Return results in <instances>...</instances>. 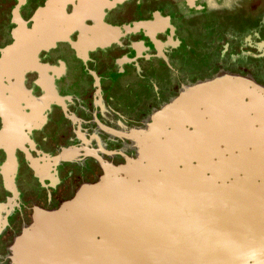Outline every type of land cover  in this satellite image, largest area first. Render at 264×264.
Listing matches in <instances>:
<instances>
[{
	"label": "flooded vegetation",
	"instance_id": "1",
	"mask_svg": "<svg viewBox=\"0 0 264 264\" xmlns=\"http://www.w3.org/2000/svg\"><path fill=\"white\" fill-rule=\"evenodd\" d=\"M46 2L0 0V264L36 210L134 157L130 133L181 88L219 72L264 87V0H108L50 43L46 28L30 61V49L9 60L14 21L32 31Z\"/></svg>",
	"mask_w": 264,
	"mask_h": 264
},
{
	"label": "water",
	"instance_id": "2",
	"mask_svg": "<svg viewBox=\"0 0 264 264\" xmlns=\"http://www.w3.org/2000/svg\"><path fill=\"white\" fill-rule=\"evenodd\" d=\"M107 4L47 0L32 31L14 21L17 43L4 54L30 49V61L46 28L50 43ZM142 125L128 136L134 157L102 165L97 182L57 209L34 212L8 247L9 264H264V87L219 72L181 88Z\"/></svg>",
	"mask_w": 264,
	"mask_h": 264
},
{
	"label": "clouds",
	"instance_id": "3",
	"mask_svg": "<svg viewBox=\"0 0 264 264\" xmlns=\"http://www.w3.org/2000/svg\"><path fill=\"white\" fill-rule=\"evenodd\" d=\"M222 243L224 244L225 247L231 246V241L229 240H224Z\"/></svg>",
	"mask_w": 264,
	"mask_h": 264
},
{
	"label": "snow or ice",
	"instance_id": "4",
	"mask_svg": "<svg viewBox=\"0 0 264 264\" xmlns=\"http://www.w3.org/2000/svg\"><path fill=\"white\" fill-rule=\"evenodd\" d=\"M0 111H2V102H0Z\"/></svg>",
	"mask_w": 264,
	"mask_h": 264
}]
</instances>
